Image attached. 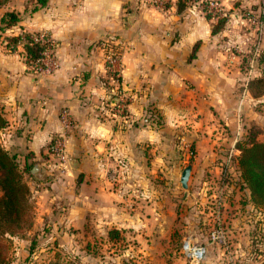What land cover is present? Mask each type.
Here are the masks:
<instances>
[{
    "label": "crops",
    "instance_id": "crops-1",
    "mask_svg": "<svg viewBox=\"0 0 264 264\" xmlns=\"http://www.w3.org/2000/svg\"><path fill=\"white\" fill-rule=\"evenodd\" d=\"M196 2L171 0L160 10L144 7L143 0H47L25 11L27 0H0V22L6 10L20 17L0 30V111L6 119L0 141L24 163L40 160L42 166L54 137L63 136L69 151L79 155L77 168L86 172L88 180L80 184L91 183L90 193L77 194L79 219L91 215L104 219L100 224L108 228L137 229L150 255L166 233L165 210L170 211L159 206L158 198V206H148L142 197L117 205L115 192L104 189L103 153L108 159L122 155L129 168H143L150 152L157 158L160 153L157 165L175 174L176 187L182 188L187 153L194 151L195 160L203 158L202 165L211 166L210 155L217 153L220 138L226 141L231 134L234 140L244 133L241 99L235 96L243 76L237 66L242 53L239 57L237 52L253 34L243 27L249 19L230 18L236 41L221 43L222 31L214 29ZM20 31L46 32L54 38L58 66L52 72L29 70L22 44L14 50L7 47L6 36ZM116 35L125 43L123 83L136 86L140 98L127 103L129 114L122 123L125 116L117 118L115 101L105 97L101 83L107 53L99 41ZM149 104L155 106V121L149 120ZM63 111L72 119L68 126L61 119ZM89 163L92 174L96 172L90 179ZM182 189L177 195L185 203L190 192L184 197ZM204 260L210 264L216 259Z\"/></svg>",
    "mask_w": 264,
    "mask_h": 264
},
{
    "label": "rangeland",
    "instance_id": "rangeland-1",
    "mask_svg": "<svg viewBox=\"0 0 264 264\" xmlns=\"http://www.w3.org/2000/svg\"><path fill=\"white\" fill-rule=\"evenodd\" d=\"M169 1L143 0L144 7L156 6L160 10ZM184 1H198L212 19L214 29L222 31L219 35L221 43L236 41L234 31L230 30L234 27L230 18H248V23L243 25L246 32L260 24L258 37L251 34L242 42V50L237 52L239 57L242 53L237 66H240L243 76L235 97L241 99L240 124L244 133L239 134L236 141H232L231 134L226 141L220 138L217 153L210 155L211 166L204 167L201 163L203 158H199L200 162L195 160L194 151L186 154L185 165H193L187 188L190 195L185 203H180L177 195L183 191L176 187L179 186L177 176L165 173L157 165L155 160L160 153L157 158V153L150 152L148 163L143 168H129L122 155L108 159L107 153H103L99 162L107 171L104 189L115 192L117 205L121 207L127 200L142 197L143 203L147 199L148 206H153L158 204L155 203L158 198L162 203L159 202V206L170 211L168 214L165 210L169 223L166 233L157 242L156 249L150 248L153 249L151 255L149 252L145 254L137 229L117 228L119 233L111 238L108 230L114 227L100 224L104 220L101 217L89 215L84 220L79 219L76 197L79 192L90 193L91 183L80 184L82 180H88L84 176L86 172L77 168L75 159L79 155L75 150L69 151V145H65L61 136L63 146L60 152L48 153L42 166L39 165L40 160L29 159L27 168L36 164L39 169L22 171L23 179L27 183L31 181L27 197L30 218L20 232L10 237L8 264H191L190 257L193 256L197 260L192 264H209L204 259L213 257L216 260L210 264H264V207L253 200L255 206L250 201L251 190L243 184L246 182L239 164V144L246 139L245 133L250 135L249 143L253 139L264 140V0ZM99 44L107 53L101 76L105 97L114 99L113 111H116L117 118L125 116L120 121L122 123L128 118L127 103L130 99H140L136 86H127L122 80L125 43L116 35L101 39ZM255 48L260 51L257 57L252 56ZM231 49L235 51L238 48L234 45ZM251 67L252 74L248 78L247 71ZM148 115L150 121L156 119L154 105L149 104ZM56 138L59 136L54 140ZM4 142L1 138L3 146ZM210 156L206 155L208 159ZM91 169L89 179L96 173L92 174ZM171 179L173 184L168 183ZM191 244L202 246L200 252L195 254Z\"/></svg>",
    "mask_w": 264,
    "mask_h": 264
},
{
    "label": "trees",
    "instance_id": "trees-1",
    "mask_svg": "<svg viewBox=\"0 0 264 264\" xmlns=\"http://www.w3.org/2000/svg\"><path fill=\"white\" fill-rule=\"evenodd\" d=\"M46 1L28 0L24 10L33 11L43 6ZM19 19L15 10H6L1 17L0 30L11 27ZM36 33L21 31L17 34L7 35V47L14 50L17 45L22 44L25 60L29 63L31 59L40 56L43 48V45L34 39ZM5 123L6 119L0 111V128ZM244 137L246 139H243L239 144L241 149L239 164L244 182H246L243 184H247L251 190L252 197L249 199L252 204L256 206L257 203L260 207H264V140L253 139L249 143L250 135L245 133ZM23 163L16 153L9 151L0 143V264L10 262V237L20 232L30 218L27 199L30 189L27 181L23 179L22 171L33 172V166L30 165V168H27L28 164ZM22 165H24L23 168ZM118 233L117 228L108 230V235L111 238ZM31 244L34 246V243Z\"/></svg>",
    "mask_w": 264,
    "mask_h": 264
},
{
    "label": "built area",
    "instance_id": "built-area-1",
    "mask_svg": "<svg viewBox=\"0 0 264 264\" xmlns=\"http://www.w3.org/2000/svg\"><path fill=\"white\" fill-rule=\"evenodd\" d=\"M248 19V18H247ZM261 31L260 24L256 26L253 30V34H255L256 37H258L259 33ZM21 32V31H20ZM34 39L38 40L41 45H43V48L41 50L40 56L31 59L29 63H27L29 70H32L35 73H48L53 71L57 66L58 62L55 56V47H56V41L53 37H51L46 32H37L34 35ZM259 49L255 48L254 52H252L253 57H257L259 55ZM25 57V56H24ZM250 66H252V63H250ZM248 72V78L250 77V74H252V67L249 68ZM240 114V113H239ZM61 119L65 126H68L71 124L72 119L70 117L69 112L63 111L61 113ZM240 121V120H239ZM237 139H234L232 141H236ZM63 143L61 141V138H56L53 140L52 145L50 146L51 153H57L60 152L62 149ZM187 244V242H186ZM191 249H193V252L196 254V251L199 253V249L202 248V246H197L194 244H191ZM192 252V253H193ZM194 255V254H193ZM199 255V254H197Z\"/></svg>",
    "mask_w": 264,
    "mask_h": 264
},
{
    "label": "water",
    "instance_id": "water-1",
    "mask_svg": "<svg viewBox=\"0 0 264 264\" xmlns=\"http://www.w3.org/2000/svg\"><path fill=\"white\" fill-rule=\"evenodd\" d=\"M37 169H39V166L35 164L32 168V171L35 172ZM190 171H191V164L188 163L183 167V169L181 170V174H180V183H181L182 188H184V193H183L184 197L187 194L188 179H189Z\"/></svg>",
    "mask_w": 264,
    "mask_h": 264
}]
</instances>
